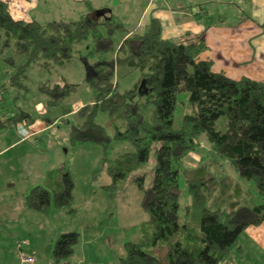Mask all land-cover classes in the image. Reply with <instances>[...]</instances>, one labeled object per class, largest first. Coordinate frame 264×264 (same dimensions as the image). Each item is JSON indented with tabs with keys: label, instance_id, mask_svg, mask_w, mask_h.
Segmentation results:
<instances>
[{
	"label": "trees",
	"instance_id": "obj_1",
	"mask_svg": "<svg viewBox=\"0 0 264 264\" xmlns=\"http://www.w3.org/2000/svg\"><path fill=\"white\" fill-rule=\"evenodd\" d=\"M85 3L86 11L77 18L42 22L13 18L0 0V50L10 45L26 56L8 83L27 92L29 66L51 71L73 62L77 45L90 37L86 55L80 58L86 64L91 100L66 122L68 138L72 145L102 146L111 179L106 190L130 179L141 191L140 204L148 218L138 238L124 242L121 263L219 264L248 226L264 222V199L253 206L241 204L244 187L221 173L214 158L217 154L227 159L264 198V79L245 75L234 79L213 71L212 61L200 57L208 48L203 33L163 37L154 16L130 30L112 12L98 14L104 9L94 8L89 0ZM118 33L126 37L116 41ZM118 67L139 73L130 88H118L114 80ZM181 84L187 91V109L175 128L173 112ZM76 87L64 79L37 86L50 107L72 100ZM64 110L73 111L68 106ZM99 112L108 116L104 124L96 119ZM202 136L212 155L198 166H186L184 158ZM118 140L130 148L111 158L107 150ZM214 166L216 170L211 169ZM72 188L68 169L58 167L30 188L26 202L40 211L51 203L62 207L71 201ZM183 190L186 198L181 205ZM78 236L76 231L62 232L48 246L56 261L69 262Z\"/></svg>",
	"mask_w": 264,
	"mask_h": 264
},
{
	"label": "rangeland",
	"instance_id": "obj_2",
	"mask_svg": "<svg viewBox=\"0 0 264 264\" xmlns=\"http://www.w3.org/2000/svg\"><path fill=\"white\" fill-rule=\"evenodd\" d=\"M3 1L7 7L10 3L18 5L17 0ZM141 2L136 0L137 11ZM39 8L36 16L42 22L50 18H64L55 17L52 14L55 9L50 7L44 12V3ZM211 8L214 9L215 5ZM127 13L118 8L115 16L126 22L133 16ZM120 35L118 33L115 36L116 41ZM90 43V37L82 41L77 45L73 62L55 66L51 71L29 66L26 70L27 92L8 83L10 74L26 60V56L14 51L10 45L0 50V127H10L3 126V123L8 125L12 121H22V124L28 126L42 121L48 126L45 132L36 137L23 138L26 129L21 127L17 145H11L9 151L0 156V264H30L21 261L20 249L34 257L32 264H122L120 257L124 254V242L136 240L141 225L148 218L140 204L141 191L130 179L119 182L113 188H104L111 179L103 164L102 146L95 143L72 145L68 138L69 125L66 122L75 119L74 111L80 107V103H75L84 104L91 100L92 89L86 83V64L80 58L86 55L87 44ZM138 77L137 71L129 72L127 68L118 67L114 80L118 82V88L123 90L130 88ZM63 79L77 84L75 97L57 106H47L44 95L38 91L39 82ZM186 98L187 91L181 84L173 112L175 128L180 126L181 115L187 109ZM67 106L73 111L65 114L64 107ZM107 118V114L102 112L96 116L103 124ZM204 139L200 137L189 150L184 158L186 166H198L203 162V157L212 155ZM129 148L126 141H113L107 153L112 158ZM214 158L221 173L234 181H240L244 187L241 204L253 206L263 201V196L251 180L240 178L227 159L217 154ZM152 162L151 157L147 170H150ZM62 166L68 169L73 181L71 201L62 207H55L51 203L46 211L30 207L26 202L30 188L43 183L50 170ZM212 168L216 170L215 166ZM182 179L180 176L181 186ZM185 194L186 190H183L181 205L186 198ZM66 231L79 233L73 253L68 259L70 263L56 261L48 249ZM18 242L22 243L21 247ZM245 254V259L253 260L256 264H260L264 258H258L250 251Z\"/></svg>",
	"mask_w": 264,
	"mask_h": 264
},
{
	"label": "crops",
	"instance_id": "obj_3",
	"mask_svg": "<svg viewBox=\"0 0 264 264\" xmlns=\"http://www.w3.org/2000/svg\"><path fill=\"white\" fill-rule=\"evenodd\" d=\"M89 1L94 8H103L114 15L118 8L133 15L124 21L130 30L154 16L162 25L163 37H179L186 31L203 33L208 48L200 57L212 61L213 71H223L234 79L243 75L264 79V0H142L138 11L136 0ZM17 3H10L8 8L13 18L21 20L38 19L36 13L43 3L44 12L50 7L55 9L52 13L55 17L65 19L77 18L86 11L85 0H17ZM211 3L215 5L214 9ZM124 37L126 35L119 40ZM78 103L83 105L82 102L75 104ZM21 122L12 121L8 125L5 122L3 126L10 127H0V156L9 151L11 145H17L21 127L26 129L22 138L36 137L48 127L42 121L31 126ZM249 251L258 258L264 256V222L248 226L239 235L237 245L228 257L219 264H256L245 259V253ZM260 264H264V258Z\"/></svg>",
	"mask_w": 264,
	"mask_h": 264
},
{
	"label": "built area",
	"instance_id": "obj_4",
	"mask_svg": "<svg viewBox=\"0 0 264 264\" xmlns=\"http://www.w3.org/2000/svg\"><path fill=\"white\" fill-rule=\"evenodd\" d=\"M19 246H20V244H19ZM19 254H20L22 262L30 263V264L34 263V261H35L34 257L31 255H27V253L25 251H23L22 249H20Z\"/></svg>",
	"mask_w": 264,
	"mask_h": 264
},
{
	"label": "water",
	"instance_id": "obj_5",
	"mask_svg": "<svg viewBox=\"0 0 264 264\" xmlns=\"http://www.w3.org/2000/svg\"><path fill=\"white\" fill-rule=\"evenodd\" d=\"M99 13H104V10L99 11L98 14H99ZM142 84H143V82L141 83V85H142Z\"/></svg>",
	"mask_w": 264,
	"mask_h": 264
}]
</instances>
